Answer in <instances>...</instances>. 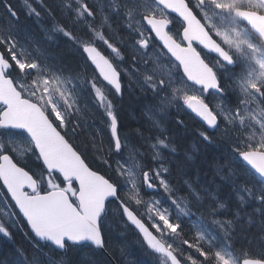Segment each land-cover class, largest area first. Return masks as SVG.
I'll list each match as a JSON object with an SVG mask.
<instances>
[{"label":"snow or ice","instance_id":"snow-or-ice-1","mask_svg":"<svg viewBox=\"0 0 264 264\" xmlns=\"http://www.w3.org/2000/svg\"><path fill=\"white\" fill-rule=\"evenodd\" d=\"M19 4L0 264H264V0Z\"/></svg>","mask_w":264,"mask_h":264},{"label":"trees","instance_id":"trees-1","mask_svg":"<svg viewBox=\"0 0 264 264\" xmlns=\"http://www.w3.org/2000/svg\"><path fill=\"white\" fill-rule=\"evenodd\" d=\"M11 2L13 3L15 7H18V8L20 7L19 0H11ZM3 12H4V9L2 5H0V13H3ZM186 123L189 124V126L191 127L196 126L195 121H193L192 119H186Z\"/></svg>","mask_w":264,"mask_h":264}]
</instances>
